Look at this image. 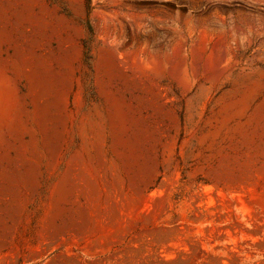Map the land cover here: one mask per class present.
Listing matches in <instances>:
<instances>
[{
  "label": "rangeland",
  "instance_id": "rangeland-1",
  "mask_svg": "<svg viewBox=\"0 0 264 264\" xmlns=\"http://www.w3.org/2000/svg\"><path fill=\"white\" fill-rule=\"evenodd\" d=\"M45 6L78 32L0 0L20 96L16 49L60 72L76 49L60 137L0 132V264H264V0ZM30 160L34 181L8 177Z\"/></svg>",
  "mask_w": 264,
  "mask_h": 264
},
{
  "label": "bare ground",
  "instance_id": "bare-ground-1",
  "mask_svg": "<svg viewBox=\"0 0 264 264\" xmlns=\"http://www.w3.org/2000/svg\"><path fill=\"white\" fill-rule=\"evenodd\" d=\"M40 1L8 0V4L18 18L24 21L35 22L42 29H46L50 25L47 16H54L56 22L73 28L78 32L77 28L69 25L62 16L50 10L47 6L41 9V16L35 15L33 13V5ZM70 2L74 11L77 12L80 0H70ZM8 40L7 31L0 21V51L1 46ZM61 47L63 51L62 55H52L53 60L59 61L62 67L61 72L57 71L48 59L35 58L18 49L14 51L9 63L27 81L28 92L24 96H20L15 86L9 82V77L5 71L6 65L0 63V132L20 128L28 129L30 135L28 146L32 150L39 143L40 136L48 140L53 135L57 138L61 135L59 125L55 127L50 125V115L52 110L58 109L61 111L63 109L70 85L68 80L69 67L76 54L75 48L70 49L63 42L61 43ZM28 104L29 106L31 105L30 109L27 107ZM116 118L119 122H123L124 120L120 106L116 107ZM63 122L64 116L61 115L59 117L60 125ZM21 152L22 149L19 152V156L23 157ZM0 156L7 159L5 154ZM24 162L20 167L8 172V177L11 179L29 178V180L34 181L37 173L35 162L31 160Z\"/></svg>",
  "mask_w": 264,
  "mask_h": 264
},
{
  "label": "trees",
  "instance_id": "trees-1",
  "mask_svg": "<svg viewBox=\"0 0 264 264\" xmlns=\"http://www.w3.org/2000/svg\"><path fill=\"white\" fill-rule=\"evenodd\" d=\"M90 2V0H88Z\"/></svg>",
  "mask_w": 264,
  "mask_h": 264
}]
</instances>
